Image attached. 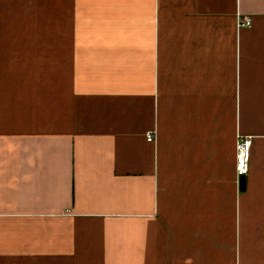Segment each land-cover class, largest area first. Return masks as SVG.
<instances>
[{
	"label": "crops",
	"instance_id": "obj_1",
	"mask_svg": "<svg viewBox=\"0 0 264 264\" xmlns=\"http://www.w3.org/2000/svg\"><path fill=\"white\" fill-rule=\"evenodd\" d=\"M0 264H264V0H0Z\"/></svg>",
	"mask_w": 264,
	"mask_h": 264
},
{
	"label": "built area",
	"instance_id": "obj_2",
	"mask_svg": "<svg viewBox=\"0 0 264 264\" xmlns=\"http://www.w3.org/2000/svg\"><path fill=\"white\" fill-rule=\"evenodd\" d=\"M252 24L249 18L239 21V27H250ZM155 140V132L147 134V141L153 142ZM253 140L249 137L239 138L237 142L236 155V174L239 179L244 178L249 172L251 149Z\"/></svg>",
	"mask_w": 264,
	"mask_h": 264
}]
</instances>
